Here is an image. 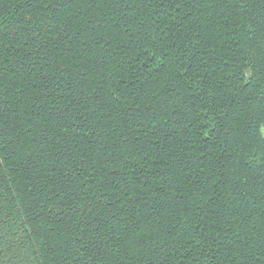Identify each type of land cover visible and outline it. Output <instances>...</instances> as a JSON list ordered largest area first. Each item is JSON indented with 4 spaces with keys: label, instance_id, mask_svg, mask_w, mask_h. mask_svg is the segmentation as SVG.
<instances>
[{
    "label": "trees",
    "instance_id": "1",
    "mask_svg": "<svg viewBox=\"0 0 264 264\" xmlns=\"http://www.w3.org/2000/svg\"><path fill=\"white\" fill-rule=\"evenodd\" d=\"M264 0H0V264H264Z\"/></svg>",
    "mask_w": 264,
    "mask_h": 264
},
{
    "label": "rangeland",
    "instance_id": "2",
    "mask_svg": "<svg viewBox=\"0 0 264 264\" xmlns=\"http://www.w3.org/2000/svg\"><path fill=\"white\" fill-rule=\"evenodd\" d=\"M262 132H263V134H264V128L262 129Z\"/></svg>",
    "mask_w": 264,
    "mask_h": 264
}]
</instances>
